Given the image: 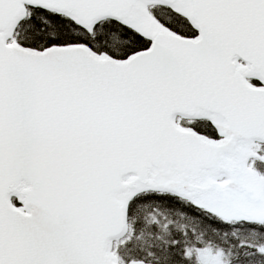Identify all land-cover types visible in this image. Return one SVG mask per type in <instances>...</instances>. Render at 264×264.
<instances>
[{
  "label": "snow or ice",
  "instance_id": "1",
  "mask_svg": "<svg viewBox=\"0 0 264 264\" xmlns=\"http://www.w3.org/2000/svg\"><path fill=\"white\" fill-rule=\"evenodd\" d=\"M0 264H264V0H0Z\"/></svg>",
  "mask_w": 264,
  "mask_h": 264
}]
</instances>
